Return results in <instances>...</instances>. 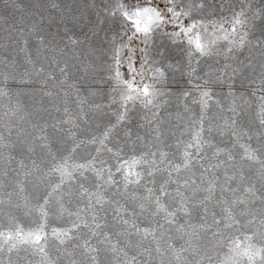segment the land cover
I'll return each instance as SVG.
<instances>
[{
  "label": "rangeland",
  "instance_id": "1",
  "mask_svg": "<svg viewBox=\"0 0 264 264\" xmlns=\"http://www.w3.org/2000/svg\"><path fill=\"white\" fill-rule=\"evenodd\" d=\"M0 264H264V0H0Z\"/></svg>",
  "mask_w": 264,
  "mask_h": 264
},
{
  "label": "snow or ice",
  "instance_id": "2",
  "mask_svg": "<svg viewBox=\"0 0 264 264\" xmlns=\"http://www.w3.org/2000/svg\"><path fill=\"white\" fill-rule=\"evenodd\" d=\"M150 11H153V10H151V9H144V10H143L144 13H148V12H150ZM136 15L139 16V15H141V13H140V12H137ZM157 18H159V14H158V13H157ZM135 23H136V25L138 26V27H137V30H138V31H144V32H147V31L149 30L147 27H144V28H140V27H139V25H140V20H136ZM190 30H191V29H189V31H190ZM195 48H196L197 51H199V52H203V47H202V45H201V43L199 42L198 39H197V41L195 42Z\"/></svg>",
  "mask_w": 264,
  "mask_h": 264
}]
</instances>
